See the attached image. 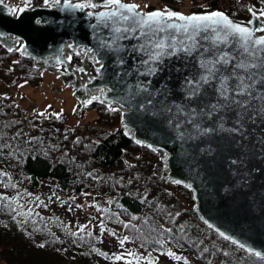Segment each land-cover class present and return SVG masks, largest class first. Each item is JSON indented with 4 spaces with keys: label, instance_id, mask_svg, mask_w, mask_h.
I'll list each match as a JSON object with an SVG mask.
<instances>
[{
    "label": "trees",
    "instance_id": "1",
    "mask_svg": "<svg viewBox=\"0 0 264 264\" xmlns=\"http://www.w3.org/2000/svg\"><path fill=\"white\" fill-rule=\"evenodd\" d=\"M212 2L216 3V0ZM169 4L178 7V4ZM243 4L244 9H248L251 4L264 5V0H245ZM235 9L234 13L227 10L232 17L240 20L248 17V12L242 14L243 7ZM13 49L9 52L0 42V77L8 83H19L22 79L31 82L41 80L42 71L34 64V60ZM73 57L74 62L80 60L77 53ZM105 109V112L101 110L102 121L88 124L89 131L93 133L84 135L81 132L82 125H71L65 121L63 114L57 119L51 115L54 112L50 111L46 113L48 118L40 117L36 115L39 112L23 110L10 95L0 94V144L10 145L2 150L0 170L7 172L11 178L10 181L8 177L3 178L0 195L8 197L12 208L18 212L28 213L29 209L32 210V215L28 217L16 215L12 208L0 206V264L116 262L115 253L104 245L99 233L90 227L78 236L70 234L77 232L79 226H71L61 213L51 208L48 199L40 193L45 184H49L59 198L80 196L91 188L98 195H109L112 203L108 202L105 206L107 211L103 212L102 217L111 225H120L147 257L168 250H184L192 253L202 264H264L263 256H256L220 236L213 227L200 220L190 207L179 211L178 217L175 216L177 206H170L164 201L171 194L170 189L153 172L159 153L146 145L137 144L125 134L120 123L108 128L106 124L117 122L119 113L108 111L107 106ZM12 121L20 123L12 124ZM21 130L22 136L11 139ZM33 137L36 139L31 140ZM77 137L80 138L79 142L74 143ZM137 147L145 152L133 160L126 159L127 150ZM89 172L99 179L89 177ZM129 178H132L131 184L128 183ZM6 184L9 186L5 187ZM11 184L16 187H11ZM174 185L184 196L191 197L189 189L182 188L181 184ZM18 193L22 198L17 197ZM37 196L47 207H37ZM13 197H17L22 208L12 200ZM144 197L149 202H142ZM133 216L138 219L133 220ZM24 220L26 223H20ZM129 221L136 225L137 230L124 228L123 225ZM168 228L172 229L174 238L170 239L169 233L163 231ZM88 232L92 235L88 236ZM160 239L165 241L163 247L155 243ZM39 243H44L45 247L38 248L36 245ZM205 248L207 252H204Z\"/></svg>",
    "mask_w": 264,
    "mask_h": 264
},
{
    "label": "water",
    "instance_id": "2",
    "mask_svg": "<svg viewBox=\"0 0 264 264\" xmlns=\"http://www.w3.org/2000/svg\"><path fill=\"white\" fill-rule=\"evenodd\" d=\"M87 2L89 0H71L72 4ZM91 2L100 5L103 0ZM123 2L138 4L134 0ZM50 5L46 6L44 0L40 3L31 0L25 11L12 13L9 8L23 7L24 1L17 4L2 0L0 42L7 48L17 49L23 44L26 48V51H21L23 54L32 57L35 65L57 72L81 101L99 95L100 88L106 90L108 97H113L126 95L129 86L135 91L138 82L145 84L151 96L141 93L135 98V104H146L147 99H151L152 104L147 107L157 115L125 104L121 110L123 116L119 111L122 130L131 139L140 140L141 145L151 144V149L159 152V160L153 171L165 182L172 183V180L178 179L185 186L191 185V207L200 219L211 224L218 233L224 232L244 244L247 250L251 248L252 253L260 252L264 257V119L257 118L255 122L246 120L241 133L216 131L207 135H197L191 125L181 123L179 132L185 133V136L180 139L175 124L186 118L177 112L174 105L184 106L187 110L215 102V84L206 87L205 94L198 100L189 102L185 99L184 78L197 71L196 60L185 58L182 54L165 57L154 75H140L147 71V66L141 64L142 60L147 59L146 54L133 51V46L138 47L140 41L121 40L119 50L100 47L101 42L112 35L111 30L100 25L93 28L97 18L88 13H98L102 8H65L64 0H60L59 5L51 4L50 0ZM169 8L184 14L219 10L233 21L242 22L221 8L191 12ZM156 9L164 8L146 9L140 6V10L145 12ZM252 19L250 13L244 23ZM37 20L41 23H36ZM260 34L264 33H257ZM89 48L93 50L92 53L87 52ZM74 52L79 54L80 62H72ZM94 54L104 65L99 76L96 72L99 65L94 63ZM57 57H60L59 62ZM121 59L123 64L119 63ZM81 68L85 71H78ZM90 77L96 79L89 83ZM85 84L87 88L83 87ZM108 88L114 91L107 92ZM101 100H104V96H101ZM113 106L120 107L119 104ZM162 108H172V112L162 111ZM169 120L172 121L171 125ZM233 120V114H227L225 127L235 126ZM201 127L215 128L216 119L203 120Z\"/></svg>",
    "mask_w": 264,
    "mask_h": 264
},
{
    "label": "snow or ice",
    "instance_id": "3",
    "mask_svg": "<svg viewBox=\"0 0 264 264\" xmlns=\"http://www.w3.org/2000/svg\"><path fill=\"white\" fill-rule=\"evenodd\" d=\"M2 2V0H0ZM31 0H24L23 7H11L9 11L12 13H22L30 5ZM46 6L50 5V0H44ZM51 4L59 5L60 0H51ZM65 8L84 9V8H97L100 7L103 10L98 13L89 12V16H96L97 24L92 25L96 28L98 25L103 26L111 30L112 35L108 40L101 42L100 47L119 50L121 45L119 41L127 39H136L140 41L137 46H133V51H141L146 54L147 59L141 61V64L147 66L146 72H141L140 75H154L158 70V65L162 63L165 57L183 55L185 58H194L197 62L198 68L195 73L189 74L184 78V96L189 102L198 100L203 94H205L206 87H212L215 84L214 91L216 93L215 102L202 105L197 108H186L184 106L174 105L178 113L185 116L183 122L177 121L175 129L178 132L179 138L184 139L185 133L179 132L181 123H187L191 125L197 135H207L216 131L228 132V133H241L245 128V121L255 122L257 118L264 119V34L257 35V33H264V8L259 10H253L248 8V11L252 14L253 19L244 22L233 21L225 12L205 11L201 13L184 14L178 11H174L165 7L164 9H156L153 11H141L140 6L135 3H125L123 0H103V3L97 5L92 3L91 0L87 3L72 4L71 0H64ZM145 7H148L145 5ZM36 23H41L37 20ZM69 48L72 45H68ZM14 49L9 47L8 51L12 52ZM17 51H26L23 44L20 45ZM87 52L92 53L91 48L87 49ZM94 63L99 65L96 68L97 75L101 74V70L104 65L99 58H96L94 54ZM60 57H57L59 62ZM71 60V56L68 57ZM18 63V61H14ZM123 64V60L119 61ZM155 65V66H153ZM78 71L84 72V69H78ZM42 75V73H41ZM119 75V73H118ZM96 77H90L89 83ZM27 83V81H25ZM150 83V81H149ZM23 87V85H20ZM83 87L87 88V84ZM113 88H108L107 92H113ZM99 95H92L90 98L83 101L84 106H88L93 101H99L100 103L107 102V109L110 112L121 111L125 104L130 108H138L141 111L148 112L155 116L157 112L151 111L147 106L152 104L151 99H147L146 104H135V98L141 93H147L151 96L149 88L142 82H138L135 86V91H132L129 86L126 95L117 94L113 97L106 95L104 88L99 89ZM75 94V93H74ZM101 96H104V100H101ZM114 104H119L120 107H114ZM18 107V105H17ZM49 108L51 105L48 106ZM162 111L172 112V108H162ZM73 111H77L76 108ZM232 113L234 116L233 123L235 126L226 128L225 121L227 114ZM63 114V110L60 112L51 113L59 119ZM122 116L124 113L121 111ZM36 115L44 118H48L46 112H39ZM216 119V127H201L203 120L212 121ZM12 124H19L20 121H12ZM169 124L172 121L169 120ZM128 134L127 132L125 133ZM23 135L22 130L18 131L11 139H15ZM194 138V137H193ZM36 138H31L35 140ZM67 139V137H65ZM79 137L76 138L74 143L79 142ZM28 141V142H31ZM137 144H141L140 140L135 141ZM149 148L153 146L151 144L146 145ZM10 147L9 144H0V155L3 154V149ZM11 155V153H9ZM236 163V161H232ZM127 163V162H126ZM89 177L93 179H99L94 177L91 172L87 173ZM9 177L7 172L0 170V183H3V178ZM128 183H132V178H129ZM174 184H181L180 180H172ZM9 185H5L7 187ZM191 187V185H187ZM11 187H16L15 184H11ZM28 196H32L31 193H26ZM83 195H89V193H83ZM17 197L22 198L20 194ZM17 197H13L12 200L16 201L19 208L23 205L19 204ZM60 199L59 197H56ZM51 199V197H49ZM71 199H75L74 197ZM36 201H39L37 207H47L40 198L35 197ZM142 202L147 201V197H144ZM112 203V201H109ZM0 206L12 208V203L8 197L0 195ZM99 209V205H94ZM76 208L82 207L81 205H75ZM69 211H72V206H69ZM12 211L16 215H24L30 217L32 210L29 209L28 213H21L12 208ZM103 211H107L104 209ZM171 215V213H169ZM180 213H175V216H179ZM133 220L138 217L133 216ZM207 223V221H205ZM20 223H26V220L20 221ZM91 222H89L90 224ZM147 221H145V224ZM101 230H104V220L102 219L99 224ZM124 228L136 229V225L131 221L125 223ZM89 225H80L77 232H71L72 236H78L84 233ZM209 227H212L209 224ZM162 228V226H161ZM155 231V229H151ZM169 233V238L172 236V229H163ZM113 236L116 233H111ZM88 236L92 233L88 232ZM220 236L226 240H231L232 243L238 244L239 241L227 236L224 232L219 233ZM82 238V237H81ZM128 236H124L119 240V244L123 246L125 242L129 241ZM147 242V241H146ZM155 243L163 247L165 241L160 239ZM179 243V240H177ZM38 248L43 249L44 243L36 245ZM240 248H244L245 245L239 243ZM98 251V249H93ZM57 251H60L57 249ZM66 251V250H65ZM208 249H204L207 252ZM252 252V249H248ZM107 255L106 253H101ZM166 254L169 257L174 258L176 261L183 260V264H189L187 258L177 255L175 252L168 250ZM203 255V253H201ZM256 256H261L260 252L255 253ZM126 257H133L139 264L141 259H147L148 264H154L151 257H137L132 252H127L122 255H116L115 260H123ZM126 264H132V260H127ZM211 264V262H209Z\"/></svg>",
    "mask_w": 264,
    "mask_h": 264
},
{
    "label": "rangeland",
    "instance_id": "4",
    "mask_svg": "<svg viewBox=\"0 0 264 264\" xmlns=\"http://www.w3.org/2000/svg\"><path fill=\"white\" fill-rule=\"evenodd\" d=\"M14 1L21 2L22 0ZM40 1L42 0H33L34 3H39ZM151 1L153 2H148V0H138L139 5L143 7H145V5H148V3H155L157 5H160L162 1H164L169 6H171V4H169V2H171L178 4L179 8L182 6V9L187 10H190V8L200 9L201 7L212 8L213 6H217L222 8L224 7L226 10L232 13H234L235 8L241 9L243 7L244 9L245 7L243 4L245 0H216V3H213L212 0ZM237 5H240L242 7H239ZM161 6L165 5L161 4ZM172 7L177 8V6ZM247 12L249 11L247 8H245L242 14L245 15ZM21 54L25 55L22 52ZM25 81H27V83H25ZM38 84H40V87ZM53 84L59 85V90H53ZM20 85H23V87H21ZM12 93L16 95L20 94L17 102L20 103L21 107L27 111L50 113L51 110L53 112H60L61 110H63L65 121L73 126L81 124V132H83L84 135H87V133H93V131L91 130L89 132V128L86 127H88V124L91 122H99L100 120L102 121V113L100 112L101 110H103L104 112L106 111V105L100 102H94L93 105H88L85 107L84 104L80 103L77 97H75L72 89L68 84L64 83L63 80L58 77L55 72L53 73L52 71L45 68H43L41 80L39 79L38 82H31L28 79H22L19 83H8L2 77H0V94L12 95ZM49 105H51L50 108L48 107ZM74 108H76L77 111L74 112ZM117 119V122H108L106 126L109 128L110 126L120 123L119 117ZM92 136L95 135L92 134ZM144 152L145 150H141V148L138 147L135 149H128L125 154V158L133 160L135 156H137L138 154H143ZM156 174L159 175L158 173ZM166 187L170 189L171 194L164 199L165 203L169 204L170 206L176 205L178 212L182 211L186 207H190L192 209V193L191 197L184 196L181 192L178 191V188L174 185V183L167 182ZM183 187L186 186L183 185L182 188ZM184 190L186 189L184 188ZM186 192L188 191L186 190ZM40 193L42 196L48 199L47 203L51 206V208L56 212L61 213L62 217L66 219L71 226L89 225L92 230L98 232L101 239L104 240V245H106L107 248L111 249L115 253V256L122 255L127 252H132L137 257H147L143 249L139 247V244L136 243L129 234L125 233L124 229L120 227V225H111L104 219V217H102L104 212L103 210L109 202V195H98L95 190L91 188L83 192L89 193V195L87 196L83 195L82 193L80 196L76 195L74 197L75 199H71L72 197L57 199L53 188L50 187L49 184H45L44 186H42ZM49 197H51V199H49ZM77 204L81 205L82 207L76 208L75 205ZM94 205H99L100 210H98V208ZM69 206H72V211L68 210ZM102 219L104 220L103 231L99 226ZM89 222L91 223L89 224ZM113 231L116 233L115 236L111 234ZM124 236H128L130 239L129 241L125 242L123 246H121L119 244V240ZM173 252H175L177 255H181L182 257L187 258L189 264H202V262L197 260V258L188 251L181 250ZM149 257L153 259L154 264H183V260L176 261L174 258L162 253H159L158 255L150 254ZM127 260H132V264H137V261L133 259V257H126L123 260H116L114 264H126ZM139 264H148V261L147 259H141L139 261Z\"/></svg>",
    "mask_w": 264,
    "mask_h": 264
},
{
    "label": "bare ground",
    "instance_id": "5",
    "mask_svg": "<svg viewBox=\"0 0 264 264\" xmlns=\"http://www.w3.org/2000/svg\"><path fill=\"white\" fill-rule=\"evenodd\" d=\"M19 67V66H18ZM101 113V112H100ZM86 128H88V127H86ZM90 132V131H89ZM72 258H74V257H72Z\"/></svg>",
    "mask_w": 264,
    "mask_h": 264
}]
</instances>
